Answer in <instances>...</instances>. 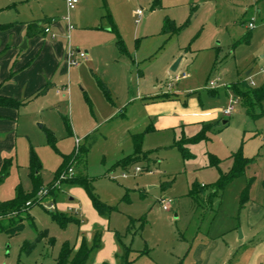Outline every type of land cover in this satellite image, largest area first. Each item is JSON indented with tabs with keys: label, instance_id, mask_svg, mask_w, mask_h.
<instances>
[{
	"label": "rangeland",
	"instance_id": "374dc122",
	"mask_svg": "<svg viewBox=\"0 0 264 264\" xmlns=\"http://www.w3.org/2000/svg\"><path fill=\"white\" fill-rule=\"evenodd\" d=\"M12 1L16 6L10 11L25 20L54 17L64 30L58 39L67 50H82L86 57L76 65L68 63L70 70L48 93L26 101L19 111L0 106L7 111L0 122V170L5 158L13 161L0 185V202L14 198L19 185L32 191L31 149L43 165L44 180L40 203L30 209L34 222L26 220L15 235L0 229V264H56L66 242L78 246L84 238L92 246L96 232L101 233V247L88 264H119V238L133 248L132 264H198L196 255L209 251L211 237L216 242L211 264L244 263L242 239L230 240L224 232L233 228L231 223H241L239 238L252 218L250 205L264 202V115L253 118L237 105L231 115L208 123L209 138L182 142L187 156L176 142L200 132L196 125L185 129V136L181 129L147 128L152 123L159 127L157 120L180 105L189 111L224 109L231 98L225 85L233 81L264 84V0H160L155 8L154 0H107L108 8L104 0H79L74 9L66 0H0V5ZM167 18L177 26L188 25L171 36L163 32ZM252 18L255 26L250 28ZM36 63L45 69L47 60ZM183 71L190 76L175 81ZM217 76L219 88L211 93L209 80ZM166 93L172 98L160 96ZM183 99L190 100L188 109ZM225 119L230 121L226 127ZM141 132L145 154L127 167L118 164L134 151L133 134ZM93 135L97 140L88 150L87 167L78 168L95 179V192L109 206L103 213L81 186L62 185L58 195L45 191L63 155L75 148L77 139L83 145ZM241 146L245 156L254 158L249 170L229 182L213 206L197 203L193 186L216 182L233 165L228 156ZM212 154L221 159L218 166L211 164ZM137 166L143 170L137 172ZM249 179L250 200L240 208ZM195 191L200 199L205 195L202 188ZM52 202L57 209L51 211ZM57 212L80 221L62 224L53 217ZM256 228L263 233L264 218Z\"/></svg>",
	"mask_w": 264,
	"mask_h": 264
},
{
	"label": "trees",
	"instance_id": "16d2710c",
	"mask_svg": "<svg viewBox=\"0 0 264 264\" xmlns=\"http://www.w3.org/2000/svg\"><path fill=\"white\" fill-rule=\"evenodd\" d=\"M160 0H154L153 8L158 7ZM105 8H108L107 0H104ZM111 16L110 13H108ZM51 18H42L38 20H32L27 23V32L26 36L28 39L35 36L46 33V27L50 26L52 23ZM112 30L117 35L118 42H121L120 33L112 22ZM12 23L0 24V30H7L11 27ZM188 22L184 25L177 26L175 21L167 18L163 25V32L169 33L171 36L178 34ZM169 36V38L171 37ZM215 69V67H213ZM213 71V70H212ZM52 87L51 83L43 86L38 92L33 96L36 98L42 94L47 93ZM232 90L234 91L235 96L240 98V102L244 107L246 114L252 116L253 118H258L261 115H264V110L262 109V102L264 100V85L258 88H254L248 85L246 82H236L231 85ZM162 98H167L170 96L169 93L160 95ZM28 100V99H27ZM27 100H17L13 97L0 95V106L11 107L19 109L22 105L25 104ZM257 110H260L257 112ZM211 129L210 124H205L200 132L191 138L182 139L179 142H176L179 149L183 152L184 156H187L185 148L182 144L183 141L188 142H197L202 139L207 138V131ZM145 132L134 133V151L123 157L118 161V164L127 167L136 161L140 160L143 154L142 150L143 139ZM97 138L95 135L90 137V140L80 145L79 149L74 148L69 154L63 155V161L59 169L55 172L54 179L51 181L47 187V194L58 195L62 185H77L83 187L91 198L94 207L101 213L105 212V209L109 207L103 203L97 193L95 192L94 178L89 174H83L80 172L78 166L84 165V169L87 167V153L89 148L93 146ZM175 144V145H176ZM231 157L233 158V165L228 172L223 173L219 179L214 182L212 185H202L196 183L191 190L193 198L197 203L202 201L206 206H213L214 203L219 200L225 191L226 186L229 182L235 178L245 175L247 168L254 161V158H250L244 155L243 146H241L236 152H234ZM211 164L217 165L221 161L217 156L212 154ZM12 158H5L0 170V185L4 182L5 178L9 174V170L12 165ZM85 162V163H84ZM72 168L73 173L68 175L66 178L61 180V186H55L56 181L62 173H68V170ZM43 165L38 158L36 152L31 149L30 156V177L33 183V189L30 192L24 190V188L19 185L16 191V196L12 199L5 200L0 202V229L1 231L6 232L8 235H15L19 233L25 226V221H33V217L30 213V209L33 205L40 203L39 192L43 190V177H42ZM82 171V170H81ZM253 183V179H249L248 184L244 191L241 193L240 208L245 207L246 203L250 200V188ZM202 188L205 192V195L201 197L198 196V192L195 191V188ZM208 190V191H207ZM207 191V192H206ZM213 208V207H211ZM217 211V210H215ZM53 217L59 220L62 224H66L69 221L79 220L75 217L69 216L65 213L57 212L53 214ZM121 244V252L118 256L119 264H132L134 259L132 258L133 248L124 244L119 238ZM101 247V233L96 232L94 237V243L92 246H89L87 241L83 238L80 245L76 247L75 245H70L69 242H66L61 250L60 256L57 259L56 264H88V261L92 255V252ZM103 264H108L104 262Z\"/></svg>",
	"mask_w": 264,
	"mask_h": 264
},
{
	"label": "crops",
	"instance_id": "0c3cea01",
	"mask_svg": "<svg viewBox=\"0 0 264 264\" xmlns=\"http://www.w3.org/2000/svg\"><path fill=\"white\" fill-rule=\"evenodd\" d=\"M16 6V2L12 1L11 4L7 6L0 5V24L12 23L11 27L7 30H0V95L14 97V98H23V100H27V102H31L40 96L34 98V94L38 92L43 86L48 83L52 84V87L55 86V81L60 79L66 69H69V50H67L64 42L61 39H58L57 35L62 34L64 32L63 29L60 28V25L55 21V18L52 16H45L42 18H51L52 23L50 25L51 34L44 33L33 38L28 39L26 36L27 32V23L32 20H38L42 18L25 20L26 18H20L18 14L10 11L12 7ZM260 12V9H258ZM255 21L254 18L251 21ZM52 33L55 35L52 36ZM45 35V36H42ZM48 35V38L46 36ZM250 33L247 35V40L250 38ZM25 40L27 44L25 46ZM40 48V52L36 55V58L40 61L47 60V64L45 65V69H40L39 63H34L31 65L32 55H34L37 50ZM28 50V51H27ZM263 57V56H262ZM68 61V62H67ZM264 62V61H263ZM252 70L247 71V75L251 73ZM213 73V71L211 72ZM243 82V81H239ZM236 82H231L230 84H226V88L229 89L230 95H235L234 91L231 88V85ZM264 85V84H263ZM261 85V86H263ZM260 86V87H261ZM51 87V88H52ZM50 88V89H51ZM208 88V86H207ZM219 88V87H217ZM210 89L211 93H215L216 89ZM258 88V87H254ZM48 93V92H47ZM172 98V97H167ZM186 109L189 108L188 99H183ZM25 102V103H27ZM242 105V102H240ZM243 107V105H242ZM4 108L5 107H2ZM7 109L9 107H6ZM11 108V107H10ZM184 108V107H183ZM180 105L179 109H174L169 116L160 117L158 115V119H162V121L157 120V124L159 127L155 126L153 123L149 125L147 131L153 129H158L166 127V128H174L181 129L182 135L185 133V129L189 126H197L199 130L205 124L213 123L214 121H220L221 118H225L226 116L223 113V109L221 110H182ZM16 109V108H12ZM181 109V110H180ZM18 110V109H16ZM20 110V109H19ZM18 110V111H19ZM244 110V107H243ZM245 111V110H244ZM6 110L0 109V122L6 118ZM248 115V114H247ZM229 120L225 119L222 121L224 127L229 125ZM212 130V129H211ZM208 135V134H207ZM185 136V135H184ZM209 138V136L207 137ZM143 150V148H142ZM236 152L232 151L228 158H233L231 155ZM216 156V155H215ZM220 159V158H219ZM251 165L247 168L249 170ZM138 167V166H137ZM86 191V190H85ZM55 200V199H54ZM252 213V218L250 221L246 223L245 226H242L243 231L241 235L237 236V230L241 223H231L230 227H233L231 230H227L224 232L230 237V240L237 241L238 239H242L241 247L244 248L246 253V259L244 257V263L241 264H264V231L261 232L260 228H256V222L262 221L264 218V202L256 203L253 201L252 205H250L248 214ZM80 221V220H79ZM233 225V226H232ZM259 229V230H258ZM233 230H235L236 234L233 235ZM212 238V237H211ZM209 242V251L205 254L201 253L200 255H196L198 260V264H211L214 260L212 247L213 243H216L211 239ZM213 240V241H212ZM81 243V242H80ZM80 245V244H79ZM78 245V246H79ZM78 247L77 245H75ZM203 249V248H202ZM232 249V244L230 245V250ZM225 264V263H223ZM240 264V263H239Z\"/></svg>",
	"mask_w": 264,
	"mask_h": 264
},
{
	"label": "built area",
	"instance_id": "2783aa9c",
	"mask_svg": "<svg viewBox=\"0 0 264 264\" xmlns=\"http://www.w3.org/2000/svg\"><path fill=\"white\" fill-rule=\"evenodd\" d=\"M67 2V5L69 7V9H74L77 5V3L79 2V0H66ZM139 13H141V11H139ZM255 26V22L252 20L250 23H249V27L250 28H253ZM45 32L46 33H51V28L50 26L46 27L45 29ZM52 36L54 37L55 35L52 33ZM86 57V52L82 51V50H78V51H75V50H72L70 49L69 50V64L70 65H76L78 64L83 58ZM260 71L261 72H264V62L262 63L261 67H260ZM190 76L189 72L187 71H183L181 73H178L174 76V80L175 81H180L182 79H186ZM219 81H220V77L217 76V77H214L213 79L209 80V83H208V88L210 89H215L217 87H219ZM240 104V98L235 96V95H231V98L229 100V104L223 109V113L225 116H229L233 113V111L235 110L236 106ZM80 141L79 139H77V142H76V150L79 149L80 147ZM136 170L137 172H140L142 171V167L138 166L136 167ZM73 173V169L70 168L68 170V173H62L60 175V177L58 178V180L56 181V184L55 186L59 187L61 186V180L66 178L68 175H71ZM47 191V189L45 190ZM47 193V192H46ZM48 208L52 211V210H55L57 209V206L55 203H51Z\"/></svg>",
	"mask_w": 264,
	"mask_h": 264
},
{
	"label": "water",
	"instance_id": "95a60500",
	"mask_svg": "<svg viewBox=\"0 0 264 264\" xmlns=\"http://www.w3.org/2000/svg\"><path fill=\"white\" fill-rule=\"evenodd\" d=\"M24 44L26 46V44H27V41L26 40H25V43ZM179 63H180V59L174 63V65L171 67V70L172 71H176L177 68H178V66H179Z\"/></svg>",
	"mask_w": 264,
	"mask_h": 264
}]
</instances>
